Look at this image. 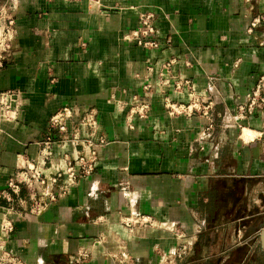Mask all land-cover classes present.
Masks as SVG:
<instances>
[{"label":"crops","instance_id":"0c3cea01","mask_svg":"<svg viewBox=\"0 0 264 264\" xmlns=\"http://www.w3.org/2000/svg\"><path fill=\"white\" fill-rule=\"evenodd\" d=\"M2 4L16 33L0 66V193L38 158L50 117L65 106L94 111L110 142L94 173L46 211L33 215L23 204V214L10 216L12 231L0 223V253L19 264H69L81 249L91 253L85 264H264V112L241 127L225 125L264 74V47L246 32L264 0L254 10L244 0ZM147 10L157 16L159 49L123 38ZM181 79L213 99L210 118L168 112L166 99L190 102L188 89L176 87ZM10 93L21 104L12 119L1 102ZM136 96L150 105L145 118L129 115ZM75 151L72 142H56L45 173L63 169ZM133 215L149 222L128 226ZM182 246L184 257L170 256Z\"/></svg>","mask_w":264,"mask_h":264},{"label":"built area","instance_id":"2783aa9c","mask_svg":"<svg viewBox=\"0 0 264 264\" xmlns=\"http://www.w3.org/2000/svg\"><path fill=\"white\" fill-rule=\"evenodd\" d=\"M249 4V9H255L256 0H244ZM157 16L154 11H142L139 14L138 25L124 34L123 38L128 43L146 49H159L163 42L158 36L156 26ZM246 32L253 36L257 41V45L264 47V10L258 12L246 25ZM15 21L9 17L6 4L0 5V66L6 53L12 48L15 38ZM166 43H171L168 37ZM172 62L164 64V68L168 69ZM166 85V81L162 82ZM161 84V86H162ZM177 89L181 90L185 86L188 89L190 97L189 104H180L166 99V106L171 115H192L200 112L202 115L210 118V110L214 105L212 98L202 100V97L196 93L191 80H178ZM152 85L146 84L144 90L152 89ZM4 116L14 118L20 109V101L17 94H4L1 97ZM130 116L138 115L145 118L149 115L150 105L148 102L141 101L136 96L131 104ZM258 111L264 112V74H261L257 83L252 90L246 95L245 101L236 105L235 112L226 120V126L241 127L243 121L254 116ZM79 116L80 119L75 126H69L70 122H74V117ZM214 122L210 119L206 133L212 129ZM85 136H83V133ZM56 133V134H55ZM205 134V133H204ZM72 142L76 147V153L73 158H67L65 167L56 173L46 174L45 168L53 164V145L56 143ZM110 140L102 132L94 111L87 112L83 115L70 106H65L54 113L49 120V130L46 137L40 142L39 156L36 159L26 160L25 167L17 171L8 182L6 189L2 190L0 197L8 203L5 224L1 225L7 232L13 230V223L10 218L11 214L24 213V209H16L15 200L19 205L29 204L30 214L39 215L46 211L53 203L66 196L70 190L85 177L92 175L95 171L99 152L102 148L109 144ZM95 190H91L90 195H94ZM149 217L144 215H133L126 219V224L133 225L138 222H149ZM131 225V226H132ZM199 230L196 229V232ZM179 238L184 237L180 228L176 229ZM192 244L190 242L188 245ZM186 246L181 249L185 251ZM91 257V253L87 249H81L77 253L69 257V264H85ZM123 258H127L128 254L122 253Z\"/></svg>","mask_w":264,"mask_h":264},{"label":"rangeland","instance_id":"374dc122","mask_svg":"<svg viewBox=\"0 0 264 264\" xmlns=\"http://www.w3.org/2000/svg\"><path fill=\"white\" fill-rule=\"evenodd\" d=\"M17 201H15L14 203L16 204ZM18 204V203H17ZM0 205H2V207H0V212L1 214H6L7 210H5V208H7L6 204L0 203ZM19 207H17V205L15 206V208L17 209H21V206L18 204ZM179 238V237H178ZM193 243V241H190ZM189 241L183 243V245H187L190 243ZM182 248V247H181ZM184 250L179 251L178 249L171 251L170 252V256L172 257H176V258H182V256L184 257ZM263 253V252H262ZM188 255V254H187ZM0 264H19L17 261L13 260L12 258L8 257L7 255L2 254V252L0 253Z\"/></svg>","mask_w":264,"mask_h":264},{"label":"water","instance_id":"95a60500","mask_svg":"<svg viewBox=\"0 0 264 264\" xmlns=\"http://www.w3.org/2000/svg\"><path fill=\"white\" fill-rule=\"evenodd\" d=\"M260 239H261V245H262V248L264 251V226H263L261 233H260Z\"/></svg>","mask_w":264,"mask_h":264},{"label":"bare ground","instance_id":"6f19581e","mask_svg":"<svg viewBox=\"0 0 264 264\" xmlns=\"http://www.w3.org/2000/svg\"><path fill=\"white\" fill-rule=\"evenodd\" d=\"M247 132H249L248 130H247ZM5 215L6 214H1V212H0V223H3V224H5L6 223V219H5Z\"/></svg>","mask_w":264,"mask_h":264}]
</instances>
